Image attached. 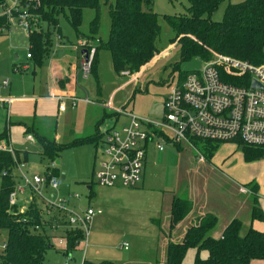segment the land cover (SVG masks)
Segmentation results:
<instances>
[{
  "label": "rangeland",
  "instance_id": "374dc122",
  "mask_svg": "<svg viewBox=\"0 0 264 264\" xmlns=\"http://www.w3.org/2000/svg\"><path fill=\"white\" fill-rule=\"evenodd\" d=\"M241 1L243 0H224L211 19L222 21L228 5ZM152 7L159 14L160 53L135 78H119L114 73L110 51L99 49L96 72L85 76L78 70V99L65 100L64 107L60 108L62 111L58 110V99H46L48 76H51L58 60L68 57L76 61L77 54L84 49L79 43L80 39L91 46L98 43V39L89 41L86 38L91 33V22L97 11L93 8L84 9L77 30L67 21L65 12L57 16V27L39 18L41 28L51 32V46L42 62L36 65L27 56L30 53L27 30L15 22L8 31L0 34V82L7 80L10 83L7 88L0 90V94L13 98L8 108L0 107V134L5 131L8 133L7 139L0 144H9L19 150L20 160L25 163V171L30 175L45 174L47 168L55 162L61 177L65 176L58 190L50 187L44 189L46 198L55 201L59 207L44 204L27 187L18 196L20 210L27 209L34 199L45 217H65L67 210L82 213L89 206L100 207L103 211L93 217L88 236L69 255L65 253L66 226L49 230L52 248L46 251L42 264H82L84 259L111 260L116 264H125L151 259L156 253L164 254L166 246L162 248V236L153 220H163L172 197L186 190L188 183L194 179L197 189L205 188L210 202H220L228 212L250 194L248 186L256 183L264 210V157L247 161L243 151L234 142L222 143L210 161L198 159L197 151L185 143H181V148H178L171 142H164L163 151L151 144L145 163L144 185L140 184L138 188H109L96 181L99 164L108 157L102 139L98 141L97 147L94 142L72 144L61 150L55 161L41 156L39 152L42 147L36 148L27 140V135L30 134L27 133V128L32 127L51 141L69 144L77 138L93 134L96 124L103 118L100 129L104 132L115 124L117 119L112 112L116 109L154 121H163L164 101L171 87L183 80L186 73L200 70L205 60L200 57L181 60L180 45L171 41L174 33L166 16L185 14L188 1L153 0ZM98 14V34L106 40L110 17L104 1ZM16 65L20 67L19 70L15 69ZM85 99L91 102H83ZM109 100L113 104L112 108L101 105L100 101ZM105 113L109 115L105 116ZM128 121L127 116L119 115L113 129H120ZM13 173L19 176L17 166ZM89 186L94 193L92 198L89 196ZM242 187L247 188L246 194L241 193ZM74 194H78L79 198H75ZM253 224L264 231V220L255 219ZM7 240L8 231L0 228V252ZM198 253L201 256L207 255L205 250L198 252L196 248H189L181 264H194ZM250 264H264V260L254 259Z\"/></svg>",
  "mask_w": 264,
  "mask_h": 264
},
{
  "label": "trees",
  "instance_id": "16d2710c",
  "mask_svg": "<svg viewBox=\"0 0 264 264\" xmlns=\"http://www.w3.org/2000/svg\"><path fill=\"white\" fill-rule=\"evenodd\" d=\"M103 1L108 7L110 29L106 40L99 37V9ZM187 12L182 15H167L166 18L174 33L172 43L180 45L181 60L200 57L209 60L212 51L223 53L235 58L248 60L254 64L264 63V0H243L229 4L222 21H213L212 14L224 0H187ZM153 0H41V5L31 11L43 21H48L54 27L58 26L57 16L66 13L67 21L77 30L82 21L83 10L93 8L97 11L91 22V33L87 40L98 39L95 46L84 44L87 52L95 49L91 72H96L99 49H107L112 56L114 73L124 78L123 72L130 75L138 73L143 66L160 53V27L158 13L153 10ZM5 20L0 19V25ZM40 26V25H39ZM51 32L40 30L28 32L29 49L34 64L42 62L45 53L51 46ZM86 40V39H85ZM19 70L18 65L15 66ZM186 73L182 78H185ZM119 117L120 113L112 112ZM109 115L105 113V116ZM104 118L96 124L93 134L80 137L69 144H61L47 139L32 127L27 133L33 135L39 142L41 156L55 161L59 152L72 144L104 141L105 134L100 131ZM8 133L0 134V143L7 139ZM192 143L201 150L207 161H210L223 142L202 141L192 138ZM181 148V143H174ZM247 161L259 160L264 157V147L238 142ZM20 152L14 149V155L9 151L0 150V228L8 231V240L0 252V264H42L46 251L52 248L49 230L58 226H66L64 238L67 243L66 255L76 250L84 240L81 228L72 227L66 220L67 215H50L45 217L43 210L33 199L27 209L20 211V205H11L9 195L19 181V176L13 173ZM46 177L61 176L58 168L48 167ZM252 220L264 219V211L259 203L258 185H250ZM189 187L182 193H176L171 201V227L177 226L188 217L194 207V201L189 197ZM92 198V187L89 189ZM46 207H44L45 209ZM46 213V210H45ZM49 215V214H47ZM159 229L160 220H153ZM218 225V217L206 212L198 222H192L184 233L182 242L168 239L165 264H181L189 248L198 252L205 250L207 257L199 253L194 264H250L254 259L264 260V231L249 227L243 231V222L234 218L229 222L219 237L213 236ZM158 262V261H157ZM82 264H116L111 260L93 261L84 259Z\"/></svg>",
  "mask_w": 264,
  "mask_h": 264
},
{
  "label": "built area",
  "instance_id": "2783aa9c",
  "mask_svg": "<svg viewBox=\"0 0 264 264\" xmlns=\"http://www.w3.org/2000/svg\"><path fill=\"white\" fill-rule=\"evenodd\" d=\"M40 5L41 0H0V19L5 20L0 25V34L8 31L15 22L27 33L40 30L39 17L31 11V8L36 9ZM85 51L81 71L87 76L91 72L95 49ZM27 56L31 57L29 53ZM123 75L129 76V73L125 71ZM254 81L261 87H253ZM9 85L7 80L1 81L0 90ZM72 99L76 101L78 98ZM12 101L13 98L0 94V107L8 108ZM61 107H64L63 100ZM105 107L112 108V105L107 102ZM115 111L127 116L129 121L120 129L110 128L105 133L103 144L108 157L99 164L96 172V181L103 187L138 186L142 181L151 144L163 151L164 142L185 143L197 151L200 160L206 158L192 143V138L223 143L244 142L264 147V63L254 64L212 51V57L205 60L200 70L192 71L171 87L164 101L162 122L139 117L123 109ZM27 140L37 143L32 134L27 135ZM0 150L14 155V148L9 144H0ZM16 166L20 174L19 181L9 195L11 205L18 204V196L29 187L44 204L59 207L55 201L46 198L44 189L50 187L58 190L63 184L61 176H52L48 180L46 174L30 175L25 171L24 162H17ZM50 167L56 168V163L52 162ZM243 191L247 190L243 188ZM73 196L79 198L78 194ZM67 211L66 220L72 227L81 228L85 237L89 234L93 217L103 213L100 207L93 206L87 207L82 213Z\"/></svg>",
  "mask_w": 264,
  "mask_h": 264
},
{
  "label": "crops",
  "instance_id": "0c3cea01",
  "mask_svg": "<svg viewBox=\"0 0 264 264\" xmlns=\"http://www.w3.org/2000/svg\"><path fill=\"white\" fill-rule=\"evenodd\" d=\"M79 43L83 46L85 44L84 39H80ZM85 52H86L85 49H82V51L77 54L76 61H74V59H72V58L65 57L62 60H58V64L55 62H54L55 64L53 63L55 66L53 67V70L51 72V76H48V84H47L48 88H47V93H46V99H48L50 97H51V99L52 98L58 99V106H59L58 110L59 111H62V110H60L62 100L64 101V105H65V100L74 101L72 98H74V97L78 98L76 95V79H77L76 76H77L78 70L81 71L83 54ZM52 66H51V68H52ZM67 66H69L68 69L66 68ZM70 66H71V68H70ZM72 66H74V67H72ZM144 67L145 66H143L141 68L140 72L143 70ZM140 72L135 73L134 76H138L140 74ZM37 98L40 99L41 97H37ZM86 100H88V101H86ZM83 102L89 103L91 101H89V99H85V100H83ZM100 102H101V105L103 107L105 106V104L107 102H110L111 105L113 106V104L110 100L107 102H105V101H100ZM117 120H118V118H117ZM117 120H115V124H116ZM114 125H112L110 128H114ZM110 128L106 129L104 132H103V129H100V128L99 129L102 133L105 134L106 131H108ZM32 144L34 147L40 148L39 142L32 143ZM144 174H145V169L143 172L142 181L140 183L142 185H144V182H145L144 181ZM195 181H196V179L191 180V182H189L190 185L188 183V187L190 186L189 187L190 189H188L189 197L194 201V207L186 219H184L177 226L172 228L171 227V218L172 217L170 214L171 204L167 208L166 214L164 216L165 219H164V217H163V220H161L159 218L156 219V220L161 221V228L162 229H159V228L158 229L160 231L159 232L160 236H162V241H163L162 248L164 249V247L166 246L165 253L167 252L168 239H171L175 242H182L184 240V233H185L187 227H189L192 222H198V220L206 212L214 213L218 217V225L216 227V230L213 232L214 237L221 236L225 227L234 218H239L240 220H242L243 225H244V227H243L244 232L249 227H251V226L254 227V224H253L254 220H252V212H251V205H252L251 194H252V191H251L250 186H248V188H249L248 190H250L249 191L250 194H248V196L244 197V200L241 199L242 202L239 203V205L235 206V208L232 209V211L228 212L225 210L224 206L221 205L220 202H218V201L214 202V203L210 202L209 196L205 192V188L201 187L200 189H197ZM139 185L136 186L135 188H138ZM88 188H91V186H89ZM109 188H111V187H109ZM243 188L247 190L246 187H242L240 189V191H241V193L246 194V192L243 191ZM93 196H94V193H92V197ZM258 196H259V203L261 206V202H260L261 196L259 193V186H258ZM262 210H263V208H262ZM155 225H156V223H155ZM254 228L262 231L261 229H258L257 227H254ZM165 253L164 254L163 253L158 254V255L156 253V254H153V257H151V259H146V260L141 259L142 261H136V262L131 261V262H127L125 264H165V259H166ZM204 257H207V255Z\"/></svg>",
  "mask_w": 264,
  "mask_h": 264
},
{
  "label": "water",
  "instance_id": "95a60500",
  "mask_svg": "<svg viewBox=\"0 0 264 264\" xmlns=\"http://www.w3.org/2000/svg\"><path fill=\"white\" fill-rule=\"evenodd\" d=\"M17 58V56H15ZM253 87H261L256 81L253 82ZM62 179H65V176L62 175ZM90 189V188H89Z\"/></svg>",
  "mask_w": 264,
  "mask_h": 264
}]
</instances>
